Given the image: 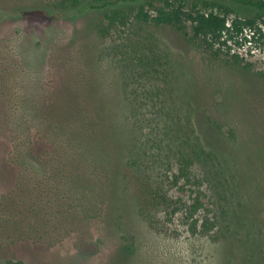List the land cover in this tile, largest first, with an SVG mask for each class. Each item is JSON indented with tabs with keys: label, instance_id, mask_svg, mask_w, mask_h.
<instances>
[{
	"label": "rangeland",
	"instance_id": "374dc122",
	"mask_svg": "<svg viewBox=\"0 0 264 264\" xmlns=\"http://www.w3.org/2000/svg\"><path fill=\"white\" fill-rule=\"evenodd\" d=\"M79 1L0 0V264H264V10L185 0L258 19L206 49Z\"/></svg>",
	"mask_w": 264,
	"mask_h": 264
},
{
	"label": "trees",
	"instance_id": "16d2710c",
	"mask_svg": "<svg viewBox=\"0 0 264 264\" xmlns=\"http://www.w3.org/2000/svg\"><path fill=\"white\" fill-rule=\"evenodd\" d=\"M95 2L98 4H92L94 9H104L111 5H121L119 8H114L106 12L104 19L108 24L104 25L103 32L106 29L116 26H124L132 20L140 24L170 26L182 33L191 42L201 41L206 49H212L215 42L226 46L228 42L234 41L238 36H243L245 30H249L251 35L249 37L245 36L242 40L243 43H241V46H244L247 42L252 43L255 40L256 34L261 33L257 18L252 16H239L234 19H229L228 13L231 11L228 10L225 15L221 10V5L217 2L212 3L213 10L208 13L197 10H186L185 0H96ZM239 2H242V0H239ZM78 5H80L79 0H59L55 8L58 10L78 9ZM247 5L258 10H264V0L251 1ZM214 8H217V10ZM228 48L231 49L229 46ZM233 58L239 61V56L234 55ZM243 59L241 58L240 60L243 61ZM142 64L146 68V62L142 61ZM138 67L140 68L141 64ZM89 123L90 121L84 123L83 128L89 130ZM97 137L95 135L92 137L93 142L97 141ZM184 157L185 155L182 153V158ZM201 207L200 199L198 197L194 198V203L188 209L189 218L193 217ZM142 210L144 215L146 212L144 209ZM177 211H174V214ZM144 218L147 221L149 220L146 215ZM150 224L152 225L151 221ZM203 227L208 228L206 224ZM191 229L193 232H196L197 222L191 226Z\"/></svg>",
	"mask_w": 264,
	"mask_h": 264
}]
</instances>
